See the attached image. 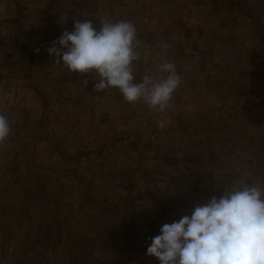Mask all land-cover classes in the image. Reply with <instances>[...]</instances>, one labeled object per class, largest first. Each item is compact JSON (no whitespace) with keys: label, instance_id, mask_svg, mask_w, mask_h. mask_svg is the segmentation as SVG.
<instances>
[{"label":"rangeland","instance_id":"374dc122","mask_svg":"<svg viewBox=\"0 0 264 264\" xmlns=\"http://www.w3.org/2000/svg\"><path fill=\"white\" fill-rule=\"evenodd\" d=\"M49 1L0 0V64L22 42L37 54L31 73L0 67V264H159L146 251L164 224L232 184L264 186V0H83L71 19L66 3L44 16ZM77 19L146 33L137 84L179 65L165 113L55 64L46 49Z\"/></svg>","mask_w":264,"mask_h":264},{"label":"clouds","instance_id":"9594fccd","mask_svg":"<svg viewBox=\"0 0 264 264\" xmlns=\"http://www.w3.org/2000/svg\"><path fill=\"white\" fill-rule=\"evenodd\" d=\"M100 21L97 30L92 21L77 19L73 30H65L46 51L68 72H95L96 92L116 88L126 102L143 100L150 110L165 113L181 84L176 65L161 63L159 70L166 75L153 79L146 72L142 82L135 83L134 62L141 59L136 26L128 20ZM167 123L156 121L161 129ZM11 131L9 119L0 114V143ZM146 255L159 264H264V186L232 184L221 196L195 206L190 216L164 224L151 238Z\"/></svg>","mask_w":264,"mask_h":264},{"label":"trees","instance_id":"16d2710c","mask_svg":"<svg viewBox=\"0 0 264 264\" xmlns=\"http://www.w3.org/2000/svg\"><path fill=\"white\" fill-rule=\"evenodd\" d=\"M228 1L231 2L234 6L240 5L239 3L233 2V0H228ZM64 3L67 4L68 9L70 8V13L67 16L68 19H71L72 17L76 16V12H78L80 10V7L82 8V6L84 5L83 0H50L49 3L47 4L48 10L45 11L44 16H46V14L54 11V9L56 7L64 5ZM21 19H22L21 11H19L17 18L14 21L17 22V21H20ZM45 30L47 31L45 35H48L51 31V25L47 26ZM141 32L137 34V39L142 41V44H143V45H140L137 49L141 53V59L138 62H141L143 60V57H144L143 54H144L145 47L147 46L148 50L150 47V44H146V41L144 40L146 33L142 34ZM149 34H151V32ZM150 38H152L153 43H159L160 42L162 44H168V38L165 36H163L162 38L159 39L152 32ZM263 40H264V38H263ZM20 45L21 46H19V48L15 49V50H10L7 52L6 58H5L6 60H4L0 64V67L1 68H9L11 71L15 70V71H19V72L22 71L25 73H31L32 72V70H31L32 60L37 56V54L35 51L32 50V47L30 49V47L27 46L26 42H22ZM37 45H39V43ZM154 48L156 49L157 52H163L164 51L163 45L155 46ZM174 50H177V48L175 47ZM157 59H158L157 57L153 56L152 54H149V59H145L144 61L146 63H148V65L153 66L155 60H157ZM166 59H168V58H166ZM179 59H180V56L178 54L177 60H179ZM24 61H27L28 63L24 64ZM138 62H136L135 68H138V64H140ZM157 63H159V61H157ZM175 65H176V69L178 71L179 65L178 64H175ZM191 65H192V63H191ZM0 75H2V74H0ZM142 78H143V76H142Z\"/></svg>","mask_w":264,"mask_h":264}]
</instances>
